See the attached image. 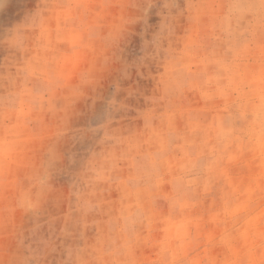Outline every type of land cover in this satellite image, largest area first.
Segmentation results:
<instances>
[{
	"label": "rangeland",
	"instance_id": "1",
	"mask_svg": "<svg viewBox=\"0 0 264 264\" xmlns=\"http://www.w3.org/2000/svg\"><path fill=\"white\" fill-rule=\"evenodd\" d=\"M87 3L0 0V138L27 153L0 264H264V0ZM116 5L105 71L69 70L50 28Z\"/></svg>",
	"mask_w": 264,
	"mask_h": 264
},
{
	"label": "crops",
	"instance_id": "2",
	"mask_svg": "<svg viewBox=\"0 0 264 264\" xmlns=\"http://www.w3.org/2000/svg\"><path fill=\"white\" fill-rule=\"evenodd\" d=\"M96 0H88L85 7L87 9L92 10L94 5H92V2ZM102 2V0H97ZM123 8V9H122ZM112 10V11H111ZM110 15L113 16V18H117V21H111V22H103L104 18L107 19V11H103V16H106L103 18L100 16L95 17L93 15L92 11L87 12L88 18L87 22L82 24L79 20V22L75 23L73 27H65V28H50L51 36H53V39L55 41H58L61 44H69L70 47L68 49V52L61 53L66 56L67 60L69 61V64H67V68L70 70L72 67H79L81 64H90L92 61L97 60V67L95 68L97 73H103L105 71V67L103 64L107 61V55L108 51L106 50L109 46H114L116 43V31L118 30V27L120 26L121 22L119 21L120 15L125 14H131V11L127 10V7H117L114 6L112 9H110V12H108ZM78 14H80L78 12ZM102 15V14H101ZM111 20V19H110ZM82 24V25H81ZM64 25V24H63ZM63 25H60L62 27ZM56 30V31H55ZM53 31V32H52ZM107 31H114V38L113 37H107ZM75 47V48H74ZM55 55H58L60 53L53 51L52 52ZM61 63V62H60ZM75 74L72 72V75ZM57 91L51 90L48 91V94H55ZM64 93H68V91H65ZM50 106V109H52ZM53 109H58V107H53ZM52 109V110H53ZM67 111H76L79 110V107L77 105L71 104L64 108ZM4 125V124H3ZM19 126H42L40 122H34V121H28L21 120L17 123ZM35 128V127H34ZM24 137L25 135H19L17 137L18 143L21 142V147L13 146L15 150V153L11 154L9 151L11 148V137L1 136L0 138V175H2V179H0V191L2 192H8L11 187L9 185V181L7 182L5 179V175L10 174H23L25 175L26 170V163L24 162V159L27 158V153L24 151L23 145H24ZM51 143H56V137L51 136ZM41 144H42V136H35L34 137V146L33 151L30 152L28 155L33 157V163L29 164L28 166L33 165V173L34 174H40L41 173V161H42V150H41ZM58 144V143H57ZM55 144V146L57 145ZM59 150L57 152H54L57 154V158H60V155H58ZM103 152V153H102ZM100 152L98 154L99 159L104 158L106 160V155L104 151ZM102 153V154H101ZM104 154V155H103ZM51 158H55L54 154L51 153ZM23 160L22 163L19 161ZM13 161L11 164L10 162ZM11 168H17V170H11ZM113 174L116 173V169L114 168L112 170ZM93 176L94 182L97 184H101L103 174H107L106 170H93L92 172L88 173ZM115 181V178L113 179ZM36 184V183H35ZM21 186L18 187L20 189ZM119 199L117 197H114L109 204L115 205L118 203ZM102 204V203H100ZM10 199L8 197V194L6 193L5 196L2 195V198L0 199V248H1V255L6 256L4 254V249L8 245V241L6 239H9L5 236V233L7 229H9V226L11 225V222H14V220L11 221V212H10ZM14 217V216H13ZM113 219V218H112ZM116 223V220L114 221Z\"/></svg>",
	"mask_w": 264,
	"mask_h": 264
}]
</instances>
